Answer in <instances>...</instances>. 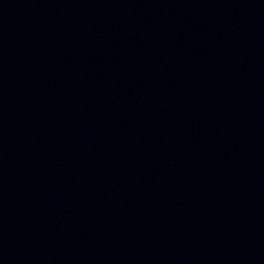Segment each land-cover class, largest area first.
Instances as JSON below:
<instances>
[{
    "label": "water",
    "instance_id": "obj_1",
    "mask_svg": "<svg viewBox=\"0 0 264 264\" xmlns=\"http://www.w3.org/2000/svg\"><path fill=\"white\" fill-rule=\"evenodd\" d=\"M264 44V0H0V230L116 132Z\"/></svg>",
    "mask_w": 264,
    "mask_h": 264
}]
</instances>
